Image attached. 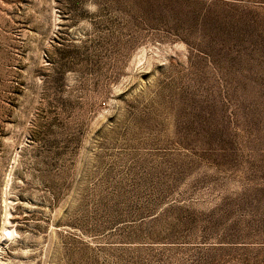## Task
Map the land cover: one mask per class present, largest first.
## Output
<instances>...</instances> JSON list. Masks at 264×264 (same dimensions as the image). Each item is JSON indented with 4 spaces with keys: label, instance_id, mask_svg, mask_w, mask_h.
I'll list each match as a JSON object with an SVG mask.
<instances>
[{
    "label": "rangeland",
    "instance_id": "obj_1",
    "mask_svg": "<svg viewBox=\"0 0 264 264\" xmlns=\"http://www.w3.org/2000/svg\"><path fill=\"white\" fill-rule=\"evenodd\" d=\"M0 264H264V0H0Z\"/></svg>",
    "mask_w": 264,
    "mask_h": 264
}]
</instances>
